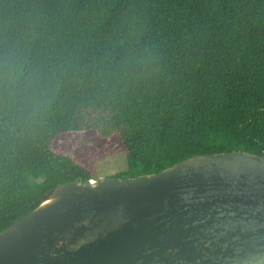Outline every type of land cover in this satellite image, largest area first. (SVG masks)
Here are the masks:
<instances>
[{"label":"trees","instance_id":"obj_1","mask_svg":"<svg viewBox=\"0 0 264 264\" xmlns=\"http://www.w3.org/2000/svg\"><path fill=\"white\" fill-rule=\"evenodd\" d=\"M118 137L126 169L264 156V0H0V232L92 179L59 136Z\"/></svg>","mask_w":264,"mask_h":264},{"label":"water","instance_id":"obj_2","mask_svg":"<svg viewBox=\"0 0 264 264\" xmlns=\"http://www.w3.org/2000/svg\"><path fill=\"white\" fill-rule=\"evenodd\" d=\"M0 264H264V156L57 185L0 232Z\"/></svg>","mask_w":264,"mask_h":264},{"label":"rangeland","instance_id":"obj_3","mask_svg":"<svg viewBox=\"0 0 264 264\" xmlns=\"http://www.w3.org/2000/svg\"><path fill=\"white\" fill-rule=\"evenodd\" d=\"M52 150L88 169L93 180L121 175L126 169L125 153L116 136L101 139L93 131L66 134L54 140Z\"/></svg>","mask_w":264,"mask_h":264}]
</instances>
